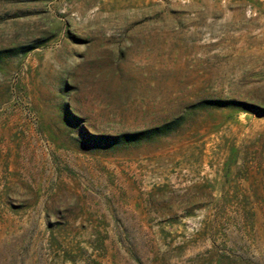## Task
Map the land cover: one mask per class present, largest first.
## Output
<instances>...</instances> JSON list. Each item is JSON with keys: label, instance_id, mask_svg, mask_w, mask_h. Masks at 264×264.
Returning <instances> with one entry per match:
<instances>
[{"label": "rangeland", "instance_id": "1", "mask_svg": "<svg viewBox=\"0 0 264 264\" xmlns=\"http://www.w3.org/2000/svg\"><path fill=\"white\" fill-rule=\"evenodd\" d=\"M0 264H264V0H0Z\"/></svg>", "mask_w": 264, "mask_h": 264}]
</instances>
